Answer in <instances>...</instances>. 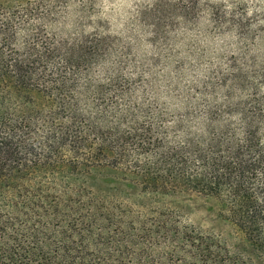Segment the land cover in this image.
Returning a JSON list of instances; mask_svg holds the SVG:
<instances>
[{"label":"trees","instance_id":"trees-1","mask_svg":"<svg viewBox=\"0 0 264 264\" xmlns=\"http://www.w3.org/2000/svg\"><path fill=\"white\" fill-rule=\"evenodd\" d=\"M96 1L0 0V264H264V13L183 0L236 46L170 77Z\"/></svg>","mask_w":264,"mask_h":264},{"label":"rangeland","instance_id":"rangeland-1","mask_svg":"<svg viewBox=\"0 0 264 264\" xmlns=\"http://www.w3.org/2000/svg\"><path fill=\"white\" fill-rule=\"evenodd\" d=\"M183 0H97L84 29L95 26L123 39H133L139 57L168 61L166 75L175 76L174 62H184L188 78L203 72L198 62L213 59L220 52L235 48L231 38H218L203 15L195 10L187 18L181 10ZM204 4L240 3L250 12L264 13V0H201ZM76 13L66 20L64 29L76 30ZM211 30V32H210ZM200 212L193 215L200 221Z\"/></svg>","mask_w":264,"mask_h":264}]
</instances>
